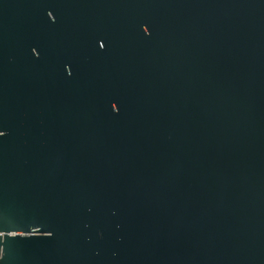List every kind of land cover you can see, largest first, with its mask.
Listing matches in <instances>:
<instances>
[{
  "label": "water",
  "instance_id": "1",
  "mask_svg": "<svg viewBox=\"0 0 264 264\" xmlns=\"http://www.w3.org/2000/svg\"><path fill=\"white\" fill-rule=\"evenodd\" d=\"M0 264H264V0H0Z\"/></svg>",
  "mask_w": 264,
  "mask_h": 264
}]
</instances>
